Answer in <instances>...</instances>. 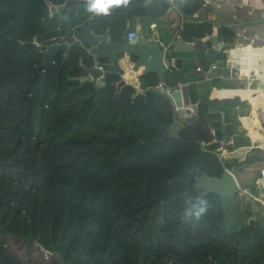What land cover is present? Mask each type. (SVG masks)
<instances>
[{
	"label": "trees",
	"instance_id": "1",
	"mask_svg": "<svg viewBox=\"0 0 264 264\" xmlns=\"http://www.w3.org/2000/svg\"><path fill=\"white\" fill-rule=\"evenodd\" d=\"M168 7L166 0H128L90 17L88 4L50 15L45 0H0V30L12 23L11 51L0 42V264H63L62 257L71 264H154L163 255L181 264H264V225L247 221L243 200L234 195L228 214L220 195L190 188L195 174L219 175L238 162L200 148L199 140H211L204 119L171 136L165 95H134L130 83L116 91V71H105L100 84L83 77L93 60L78 41L70 48L32 41L70 35L73 27L118 34L133 14L161 16ZM211 31L209 21L185 22L183 36L191 41ZM219 33L234 38L227 26ZM177 71H167L172 86ZM147 78L156 87L158 80ZM93 141L89 158L77 162L73 153ZM158 141L166 149L153 154Z\"/></svg>",
	"mask_w": 264,
	"mask_h": 264
},
{
	"label": "water",
	"instance_id": "2",
	"mask_svg": "<svg viewBox=\"0 0 264 264\" xmlns=\"http://www.w3.org/2000/svg\"><path fill=\"white\" fill-rule=\"evenodd\" d=\"M45 1L48 4L50 15L59 9H67L69 13L72 7L88 3V0H64L63 3L55 5L49 0ZM11 24L10 22L0 30V42L7 47L8 51H11L8 35ZM128 31V22L117 34L120 36L116 38L109 29H105L100 34L90 30L91 40L85 31L73 27L70 35L53 36L42 41L41 45L49 46L66 42L70 48L73 42L78 41L89 51L93 60V64L86 67L87 73L83 77L95 79L96 83L100 84L105 71H116L120 74V79L116 82V91L123 84L130 83L135 87L134 95L143 93L156 98L165 95L172 107V120L167 126L171 136L178 137L179 130L186 123L194 122L199 118L204 119L210 129L211 140L207 142L199 140L200 148L215 153L219 158H224V154L229 153L228 157L236 158L238 162L230 167L224 166L219 175H209L204 172L195 174L190 188L197 190L200 195L208 192L220 195L221 204L229 206L228 214L232 211L233 197L236 195L243 200L244 207H249L251 210L247 221L255 219L259 210L255 200V190L259 188L258 181L261 172L257 169L250 175L248 190L243 194H240L239 190L243 186L236 176V172L244 173L246 168L255 167L254 161L246 160L239 163L244 155L242 149L248 146V142H252L248 127L244 124V119H248V115L244 112L246 106H242L245 99L239 92L232 93V90H240L242 86L231 89L217 83L210 84L208 79L201 80L200 78L180 83L177 80L173 86L162 83L154 88L147 86L145 82L149 74L155 73L159 80H163L171 67L182 69V57L177 55L179 52L203 51L208 59L212 60L222 44L214 36H202L193 41H185L182 37H176L169 42H163L159 40L156 27L152 28L150 36H144L140 25L136 26L135 37L128 39ZM209 37L213 44L206 47L204 40ZM35 40L34 37L32 41L35 42ZM171 59L172 63L166 65ZM208 64L207 61L203 68L206 69ZM253 153L254 150L251 149L245 155L249 156ZM45 254L49 255V251L45 250ZM62 261L63 264H71L70 260H65L63 257Z\"/></svg>",
	"mask_w": 264,
	"mask_h": 264
},
{
	"label": "crops",
	"instance_id": "3",
	"mask_svg": "<svg viewBox=\"0 0 264 264\" xmlns=\"http://www.w3.org/2000/svg\"><path fill=\"white\" fill-rule=\"evenodd\" d=\"M166 1L169 7L161 16L133 14L127 20L129 31H136V26L140 25L144 36H150L152 28L156 27L160 41L169 42L176 37L189 41L183 36L185 22L212 23L211 33L204 36H214L222 47L217 50L212 60L208 59L203 51L177 53L182 57V69L177 68L175 77L179 75V83L200 78L208 79L210 84L217 83L231 89L242 86V89L232 90V93L239 92L245 99L242 106H246L244 112L248 115V119H244V124L248 127L252 142H248V146L242 149L244 155L239 163L249 160L254 161L258 166L246 168L242 179L239 180L240 184H243L250 180L251 174L264 166V0H201L200 5L189 12L184 8L189 0ZM95 13L97 12H92L90 17ZM220 26H227L232 30L234 38L231 42L223 39L219 33ZM87 36L92 40L90 33H87ZM113 36L116 38L120 35L115 33ZM204 44L210 47L213 41L209 37L204 40ZM207 61L208 67L204 69L203 66ZM212 63L216 64L215 68H210ZM198 66L201 68L197 69ZM148 76V81L154 78L158 80L156 86H160L159 83L170 86L167 73L163 80H159L155 73ZM251 149L254 150L252 154L254 159H247L251 155L245 154ZM228 156L229 153L224 154V158H229ZM257 156H263L259 163L255 159ZM263 197L264 186L260 185L258 190H255V200L259 206L258 211L261 212L256 218L262 225H264V201L261 199Z\"/></svg>",
	"mask_w": 264,
	"mask_h": 264
},
{
	"label": "rangeland",
	"instance_id": "4",
	"mask_svg": "<svg viewBox=\"0 0 264 264\" xmlns=\"http://www.w3.org/2000/svg\"><path fill=\"white\" fill-rule=\"evenodd\" d=\"M67 14H68V12H67ZM95 143H97L96 141H93V142H90V143H87V144H84V145H82L80 148H79V150H76L75 151V153H73V156L74 157H78V161L77 162H79V163H83L84 161H86L89 157H88V154L90 153V152H92V149H94V147H95ZM99 143V142H98ZM91 147H92V149H91ZM165 147H164V145H163V142H161V141H158V142H156L155 144H154V147L152 148V153L154 154L156 151H157V154H158V152H159V150L160 149H164ZM130 149V147L129 146H127V147H123V150L120 152V154L121 153H126V150H129ZM166 149V148H165ZM78 151H80V152H78ZM146 151V150H145ZM145 151H143V152H141V155H143L144 157H145V160L144 161H142V162H146V156H145ZM147 153H148V151H146ZM140 154V151L138 150V149H136V150H134V151H132L130 154H131V161H133V159H134V157H136V155L137 154ZM90 156V155H89ZM262 158H263V156H257V157H255V159H256V162H261V160H262ZM94 159V157H92V158H90L89 159V162L91 161V160H93ZM251 159H252V157H251ZM254 159V158H253ZM258 163H256V164H258ZM117 166V170H118V165H119V163L118 164H116ZM256 167H258L257 165H255ZM108 168L110 167V166H107ZM88 169H89V171H91V172H94L95 170H96V167H94L93 166V164H92V166H90V167H88ZM246 172V171H245ZM243 174L244 173H239V172H236V176H237V178H238V180H241L242 179V177H243ZM116 175L117 174H115L113 177V179L111 180V182L116 178ZM124 176L125 175H123V176H120L119 177V179L118 180H116V182L117 183H119L123 178H124ZM87 178V177H86ZM78 179L79 178H77V180L76 181H78ZM81 179H83V177L81 178ZM250 179V178H249ZM249 181L250 180H247L245 183H243V184H241V186L242 185H245V184H249ZM89 184H90V181H87ZM96 184L97 183H94V184H90L91 185V189L92 188H96ZM142 186H144V185H142ZM129 192V191H128ZM128 192H127V194H128ZM102 199H104L103 197H102ZM128 207H130V205L128 206ZM261 212L260 211H258L257 212V214H260Z\"/></svg>",
	"mask_w": 264,
	"mask_h": 264
},
{
	"label": "clouds",
	"instance_id": "5",
	"mask_svg": "<svg viewBox=\"0 0 264 264\" xmlns=\"http://www.w3.org/2000/svg\"><path fill=\"white\" fill-rule=\"evenodd\" d=\"M127 3L128 0H88V10L107 15L109 8Z\"/></svg>",
	"mask_w": 264,
	"mask_h": 264
},
{
	"label": "built area",
	"instance_id": "6",
	"mask_svg": "<svg viewBox=\"0 0 264 264\" xmlns=\"http://www.w3.org/2000/svg\"><path fill=\"white\" fill-rule=\"evenodd\" d=\"M170 1H172V0H170ZM135 35H136V33H135V31L134 30H130V31H128L127 32V38L128 39H132L133 37H135ZM35 44L36 45H40L41 43L40 42H38L37 40H35ZM172 63V59L170 60V63H166V65H168V64H171ZM216 67V64L215 63H212L211 65H210V68H215ZM201 67L200 66H198L197 67V69H200ZM241 74V73H240ZM160 85L162 84V83H159ZM259 170H260V172H261V177H260V179H259V181H258V184H259V186L260 185H263L264 186V166L263 167H261V168H259ZM240 194H243L245 191H247L248 190V187H240ZM263 201H264V197L263 198H261Z\"/></svg>",
	"mask_w": 264,
	"mask_h": 264
},
{
	"label": "flooded vegetation",
	"instance_id": "7",
	"mask_svg": "<svg viewBox=\"0 0 264 264\" xmlns=\"http://www.w3.org/2000/svg\"><path fill=\"white\" fill-rule=\"evenodd\" d=\"M154 264H181V261L171 256L163 255L162 259H158L154 261ZM183 264H186V263H183Z\"/></svg>",
	"mask_w": 264,
	"mask_h": 264
}]
</instances>
